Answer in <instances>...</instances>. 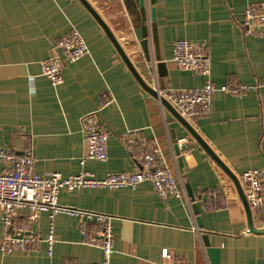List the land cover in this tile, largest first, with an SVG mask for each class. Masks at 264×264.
Wrapping results in <instances>:
<instances>
[{
	"label": "crops",
	"instance_id": "0c3cea01",
	"mask_svg": "<svg viewBox=\"0 0 264 264\" xmlns=\"http://www.w3.org/2000/svg\"><path fill=\"white\" fill-rule=\"evenodd\" d=\"M264 2V0H258ZM110 27L141 77L160 92L201 88L205 76L178 68L174 44L190 40L209 47L216 87L240 83L258 90L235 97L216 91L210 113L189 121L237 176L264 172V41L246 35L247 0H88ZM155 11V17L152 16ZM79 31L90 48L86 57L67 63L64 82L54 87L41 75L40 63L52 55L59 38ZM146 42L150 61L142 43ZM104 91L115 101L101 117L108 132V160L86 159L81 117L94 109ZM139 129L158 140L163 163L194 201L161 198L148 182L137 189L62 190V206L112 215L115 252L106 262L102 251L82 243L76 218L53 220V255L46 244L36 252L3 255L0 264H212L203 236L219 250L218 264H264V234L251 233L233 181L156 97L145 91L114 44L79 0H0V146L22 155L31 150L39 175L72 176L86 170L98 178L129 173L139 164L120 136ZM180 147L175 154V139ZM217 187L227 209L207 211L200 199ZM188 193V191H187ZM199 205V214L193 204ZM264 228V214L252 211ZM198 217L203 228H199ZM51 219L42 214L35 230L47 235ZM4 228L0 211V244ZM167 249L172 256L165 258Z\"/></svg>",
	"mask_w": 264,
	"mask_h": 264
},
{
	"label": "built area",
	"instance_id": "2783aa9c",
	"mask_svg": "<svg viewBox=\"0 0 264 264\" xmlns=\"http://www.w3.org/2000/svg\"><path fill=\"white\" fill-rule=\"evenodd\" d=\"M242 27L246 35L264 41V2L247 0ZM52 55L41 61V75L47 77L54 87L64 82L63 70L67 63L76 62L90 54V48L82 34L76 29L62 35L53 47ZM173 61L178 68L205 76L204 85L197 89H177L160 92L188 121L210 113L212 98L216 91L241 97L249 91H256L259 85L240 83L216 87L212 80L210 50L206 44L190 40H178L174 44ZM115 101L110 91H104L92 111L81 117L82 132L87 150L81 160L100 162L108 160V132L101 125L103 111ZM120 141L134 157L139 167L129 173H111L103 178L81 170L72 176L61 173L39 175L36 171V157L31 150L18 155L0 146V211L4 228L0 251L3 255L14 252L38 251L46 244L49 256L53 255L56 238L53 220L60 214L69 215L78 221L84 245L98 248L108 262L115 252V236L112 215L62 206L59 194L62 190L73 191L83 188H104L108 190L130 188L132 190L148 182L163 199H183L188 207L193 203L184 186L172 170L163 163V153L158 140L146 138L139 129L127 130ZM244 195L252 211L264 214V172L251 169L238 176ZM207 211L227 209L228 198L217 188H211L201 199ZM47 214L51 224L47 235L42 237L35 230V222ZM165 258L172 256L167 249ZM172 264H187L183 258H175Z\"/></svg>",
	"mask_w": 264,
	"mask_h": 264
},
{
	"label": "water",
	"instance_id": "95a60500",
	"mask_svg": "<svg viewBox=\"0 0 264 264\" xmlns=\"http://www.w3.org/2000/svg\"><path fill=\"white\" fill-rule=\"evenodd\" d=\"M85 7L86 9L91 13V15L96 19V21L100 24V26L104 29L112 43L114 44L116 50L120 54L121 58L124 60L125 64L127 65L128 69L131 71V73L134 75L138 83L142 86V88L147 91L149 94L152 96L156 97L159 99V101L164 105L172 114L173 116L180 122V124L185 127V129L188 131V133L191 135L193 139H195L206 151L207 153L211 156V158L218 164V166L228 175V177L233 181L236 190L240 196V199L242 201L243 207L246 212L247 216V221H248V229L249 232L251 233H257V234H264V228L263 229H258L254 225V220H253V213L252 210L249 206V203L244 195L242 186L240 184L238 176L233 173L230 168L219 158V156L214 152V150L205 142V140L199 135V133L194 129V127L191 125V123L186 120L176 109L175 107L164 97L160 94V92L154 87H151L138 73L136 70L135 66L133 65L132 61L130 60L129 56L125 52L124 48L121 46L119 43L118 39L114 35V33L111 31L110 27L107 25V23L103 20V18L96 12V10L92 7V5L88 2V0H79ZM142 4H144V0H141ZM152 16L153 18L155 17V11L152 10ZM146 58L147 60L150 61V55L148 52V47L146 46V42L142 43ZM175 139V144H174V151L177 156H179V163L182 166V158L180 157L181 152L186 150L187 147H180L178 141ZM188 195L191 198L192 201H194V196L193 193L190 189V187H187ZM193 209L196 214H199V205L197 203L193 204ZM198 225L199 228H203V224L201 221V218L198 217ZM203 241L204 245L207 248V253L212 259V264H218L219 259V250L212 248L208 239L207 235L203 236Z\"/></svg>",
	"mask_w": 264,
	"mask_h": 264
}]
</instances>
